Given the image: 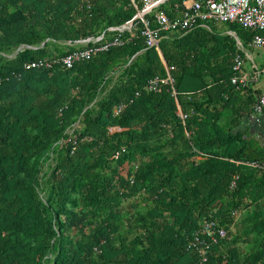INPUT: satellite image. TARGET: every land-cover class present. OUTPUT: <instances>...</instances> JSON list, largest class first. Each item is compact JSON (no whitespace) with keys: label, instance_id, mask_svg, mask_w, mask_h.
<instances>
[{"label":"trees","instance_id":"obj_1","mask_svg":"<svg viewBox=\"0 0 264 264\" xmlns=\"http://www.w3.org/2000/svg\"><path fill=\"white\" fill-rule=\"evenodd\" d=\"M147 1L0 0V264H196L188 243L210 215L229 234L206 264H264V128L242 130L262 92L232 81L254 32L209 21L148 47ZM101 35L124 43L71 68L25 67ZM161 53L174 83L149 90L168 75Z\"/></svg>","mask_w":264,"mask_h":264},{"label":"built area","instance_id":"obj_2","mask_svg":"<svg viewBox=\"0 0 264 264\" xmlns=\"http://www.w3.org/2000/svg\"><path fill=\"white\" fill-rule=\"evenodd\" d=\"M84 1L89 2L90 0ZM160 1L148 0L146 7L137 15L144 22L142 33L146 37L148 47H157L160 50L159 42L164 33L188 32L199 26L209 27L208 22L214 21L220 23L236 22L252 30L254 37L251 44L264 50V0H184L185 5L182 12L174 17L169 16L165 10L156 11V26H153L152 20L146 19L145 14L159 6L161 4ZM133 25L134 22L126 28L118 27V29L121 31L125 29L131 30ZM103 37L104 35L85 39L82 43L92 41L93 45L78 48L60 57L31 61L26 63L25 67L27 69H42L61 65L65 68H71L79 61L91 59L98 53L109 50L112 45L124 43L119 37L111 42L103 43ZM172 68L174 67L168 66V75L166 77L156 76L150 81L147 88L157 91L162 84H173L174 78L170 74ZM234 70L233 83L243 87L247 86L249 84V74L244 70V59L241 55H238L236 58ZM258 72L264 73V64L261 69H258ZM2 81L3 77L0 76V83ZM172 88L173 94L177 96L176 89L174 86ZM124 108L125 104L116 107V114H120ZM179 114L185 122L188 114L184 113L181 109ZM253 117L258 123L264 124V93L258 97ZM233 186H235V182ZM234 214L238 215V212H234ZM228 228L220 218L213 215L204 219L202 226L194 232L188 243V249L194 251L199 257V261L196 264H206L209 262L211 249L215 245L220 244L228 236Z\"/></svg>","mask_w":264,"mask_h":264},{"label":"crops","instance_id":"obj_3","mask_svg":"<svg viewBox=\"0 0 264 264\" xmlns=\"http://www.w3.org/2000/svg\"><path fill=\"white\" fill-rule=\"evenodd\" d=\"M220 23V22H217ZM210 28V27H207ZM232 32V31H231ZM233 33V32H232ZM238 42L241 44V49L244 52V70L249 74V84L253 90L264 93L262 88V79L264 73H259L258 69L264 64V50L261 48L254 47L252 44L248 47H245L242 42L238 39ZM168 68V66H167ZM264 128V124L258 123L255 118L252 116L243 125L242 130L249 131L252 136H261Z\"/></svg>","mask_w":264,"mask_h":264},{"label":"rangeland","instance_id":"obj_4","mask_svg":"<svg viewBox=\"0 0 264 264\" xmlns=\"http://www.w3.org/2000/svg\"><path fill=\"white\" fill-rule=\"evenodd\" d=\"M216 28H217L218 30H220V31L225 32V33H230V34L235 35L234 33H232V32L229 30V28H228V26H227L226 24L219 23V24H217ZM238 45H239V47H241V44H240L239 42H238ZM263 76H264V75H263ZM115 80H116V76H114L113 79L110 81V86L115 82ZM262 88H263V90H264V77H263V79H262ZM76 127H77V124H75V125L69 130V132H70V133H73V131H74V129H75ZM118 129H120V128H117V127H116V128H112V132H113V131H116V130H118ZM56 155H57V154H56L55 152H52V151H51V152L49 153V155H47V157L44 158V160H43L41 174H42L43 176H45V179L48 178L49 173H51V171H52V167H53V165H54V162H55V156H56ZM242 213H243V214H242L241 218H242V220H244L245 217H246L247 212H246V211H243ZM243 222H244V221H243ZM234 227H235V226H234ZM233 230L241 231V230H242L241 225L236 226ZM242 238H243V236H242ZM252 240H253V238L251 239V241H252ZM243 245H244V248H247V247L250 245V243H246V242H244Z\"/></svg>","mask_w":264,"mask_h":264},{"label":"water","instance_id":"obj_5","mask_svg":"<svg viewBox=\"0 0 264 264\" xmlns=\"http://www.w3.org/2000/svg\"><path fill=\"white\" fill-rule=\"evenodd\" d=\"M165 1H166V0H161L160 3H163V2H165ZM136 17H138V16H136ZM136 17H135V18H136ZM133 22H134V19L131 20V21H129L128 23L124 24V25L121 26L120 28H126L127 26L133 24ZM21 49H22V47H20V48L18 49V51H20ZM161 54H162V57H163V59H164L165 64L168 66V63H167V61H166V59H165L163 53H161Z\"/></svg>","mask_w":264,"mask_h":264}]
</instances>
